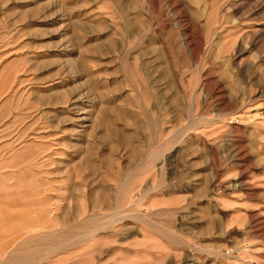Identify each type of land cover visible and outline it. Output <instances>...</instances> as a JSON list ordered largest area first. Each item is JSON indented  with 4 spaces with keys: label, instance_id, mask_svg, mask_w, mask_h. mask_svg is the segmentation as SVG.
Segmentation results:
<instances>
[{
    "label": "rangeland",
    "instance_id": "obj_1",
    "mask_svg": "<svg viewBox=\"0 0 264 264\" xmlns=\"http://www.w3.org/2000/svg\"><path fill=\"white\" fill-rule=\"evenodd\" d=\"M0 264H264V0H0Z\"/></svg>",
    "mask_w": 264,
    "mask_h": 264
}]
</instances>
